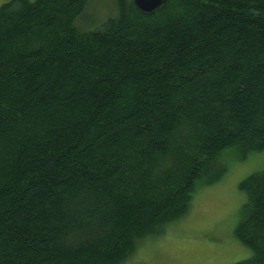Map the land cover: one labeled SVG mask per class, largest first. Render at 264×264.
<instances>
[{
	"label": "trees",
	"instance_id": "1",
	"mask_svg": "<svg viewBox=\"0 0 264 264\" xmlns=\"http://www.w3.org/2000/svg\"><path fill=\"white\" fill-rule=\"evenodd\" d=\"M94 1L0 5V264H123L264 151V0ZM240 188L264 264V168Z\"/></svg>",
	"mask_w": 264,
	"mask_h": 264
},
{
	"label": "rangeland",
	"instance_id": "2",
	"mask_svg": "<svg viewBox=\"0 0 264 264\" xmlns=\"http://www.w3.org/2000/svg\"><path fill=\"white\" fill-rule=\"evenodd\" d=\"M113 11L112 0H95L83 20L88 25L102 22ZM221 161L227 172L214 184L197 186L187 215L139 243L123 264H235L252 257L235 234L247 199L240 184L264 168V151L242 160L229 149Z\"/></svg>",
	"mask_w": 264,
	"mask_h": 264
},
{
	"label": "water",
	"instance_id": "3",
	"mask_svg": "<svg viewBox=\"0 0 264 264\" xmlns=\"http://www.w3.org/2000/svg\"><path fill=\"white\" fill-rule=\"evenodd\" d=\"M135 6L144 14H153L160 10L167 0H133Z\"/></svg>",
	"mask_w": 264,
	"mask_h": 264
}]
</instances>
